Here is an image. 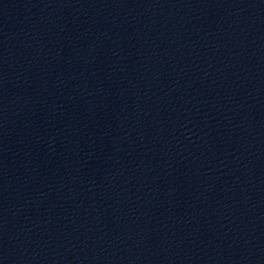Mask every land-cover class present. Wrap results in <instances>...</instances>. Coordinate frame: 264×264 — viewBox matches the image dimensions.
Wrapping results in <instances>:
<instances>
[{
  "label": "water",
  "instance_id": "95a60500",
  "mask_svg": "<svg viewBox=\"0 0 264 264\" xmlns=\"http://www.w3.org/2000/svg\"><path fill=\"white\" fill-rule=\"evenodd\" d=\"M0 264H264V0H0Z\"/></svg>",
  "mask_w": 264,
  "mask_h": 264
}]
</instances>
